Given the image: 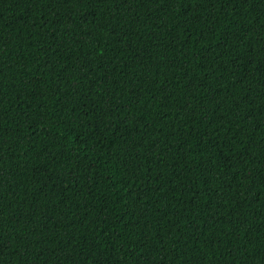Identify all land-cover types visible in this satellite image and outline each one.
<instances>
[{"label": "trees", "instance_id": "trees-1", "mask_svg": "<svg viewBox=\"0 0 264 264\" xmlns=\"http://www.w3.org/2000/svg\"><path fill=\"white\" fill-rule=\"evenodd\" d=\"M0 264H264V0H0Z\"/></svg>", "mask_w": 264, "mask_h": 264}]
</instances>
